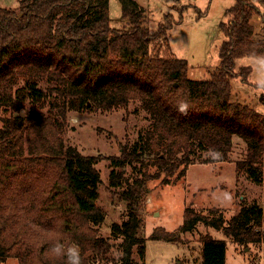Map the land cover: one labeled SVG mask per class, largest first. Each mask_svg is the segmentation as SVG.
I'll return each instance as SVG.
<instances>
[{"label":"trees","instance_id":"1","mask_svg":"<svg viewBox=\"0 0 264 264\" xmlns=\"http://www.w3.org/2000/svg\"><path fill=\"white\" fill-rule=\"evenodd\" d=\"M119 2L127 21L120 28L110 25L109 0H19L15 9L0 6V111H12L0 126V263L15 257L19 264H66L50 251L57 242L78 246L81 264L111 249L113 243L96 227L105 216L95 203L102 182L95 166L99 157L66 144L63 134L69 111L110 108L130 99L141 101L165 139L178 141L173 148L161 145L155 171L132 179L124 168L145 165L141 134L118 155L107 156L108 189L125 201L126 218L111 225L122 237L119 264H133L134 247L145 254L139 206L146 183L162 176L168 184L185 175L195 147L224 156L234 135L246 144L236 166L262 186V203L242 205L229 219L220 215L210 222L238 243H260L264 256V115L235 100L231 84L236 57L264 56V15L258 25L251 20L260 13L258 5L264 14V0H256L258 5L235 0L226 9L232 17L228 26L220 24L226 38L218 49L219 65L202 79L187 77L186 59L149 51L153 40L168 42L172 15L151 32L136 0ZM250 72V66L238 71L243 79ZM181 101L190 106L186 116L177 111ZM203 219L186 207L180 230ZM148 238L177 236L161 229ZM200 242L201 264H226V240L206 233Z\"/></svg>","mask_w":264,"mask_h":264},{"label":"rangeland","instance_id":"2","mask_svg":"<svg viewBox=\"0 0 264 264\" xmlns=\"http://www.w3.org/2000/svg\"><path fill=\"white\" fill-rule=\"evenodd\" d=\"M144 8L145 25L152 32L164 16L172 15V25L167 30V41L153 40L149 51L153 55L174 56L187 61V77L202 79L210 77L211 71L219 65L218 49L226 38L220 24H230L231 14H225L235 0H136ZM252 2L258 5L256 0ZM19 0H0V6L15 9ZM254 14L252 22L258 25L263 14ZM182 10V13H181ZM181 13V17L180 14ZM110 25L126 27L127 21L121 16L119 0H109ZM179 18V20H178ZM260 36V31L256 32ZM235 62V75L231 79L233 97L241 103L255 106L264 115V56L244 54ZM242 66H250V74L243 79L238 71ZM22 80L17 85H22ZM22 109L19 112L24 114ZM12 112V111H11ZM0 111V126L11 113ZM145 141V165L132 168L125 166L126 175L132 179L141 172L157 169L154 158L163 144L178 140H167L163 127L154 124L152 115L138 99H130L126 104L110 108L91 106L81 111H69L64 141L76 147L81 153L98 156L95 166L100 172L99 199L95 201L105 211L103 221L96 225L100 236L109 238L111 249L103 256L91 260L90 264H119L121 250L117 244L120 235L112 233L113 222L126 218L125 201L112 196L108 189L109 161L107 156L118 155L120 147L130 145L139 138ZM143 144V143H142ZM246 144L238 136H233L230 149L224 156L216 155L210 149L195 147L192 163L185 175L162 184L161 178L146 183L147 193L139 206L141 215L140 235L146 238L145 254L136 247L132 249L133 264H201L200 236L206 233L226 240V264H264L262 245H243L221 229L211 224V219L223 216L229 219L242 205L262 203V186L249 176L245 168H238L236 162L245 156ZM161 153V152H160ZM141 170V171H140ZM140 171V172H139ZM205 216L192 228L180 230L186 207ZM161 229L173 232L176 240L148 238ZM0 264H19L17 258L8 257Z\"/></svg>","mask_w":264,"mask_h":264},{"label":"clouds","instance_id":"3","mask_svg":"<svg viewBox=\"0 0 264 264\" xmlns=\"http://www.w3.org/2000/svg\"><path fill=\"white\" fill-rule=\"evenodd\" d=\"M189 107L187 102L181 101L177 105V111L181 115L186 116L188 115ZM50 251L56 256L65 257L66 264H81L80 250L76 245L65 248L62 243L57 242L51 247Z\"/></svg>","mask_w":264,"mask_h":264}]
</instances>
